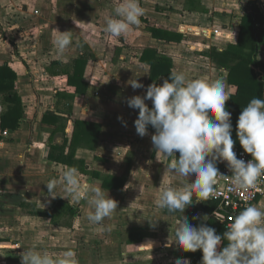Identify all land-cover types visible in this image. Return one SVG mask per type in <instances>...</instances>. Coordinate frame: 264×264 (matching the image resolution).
Returning a JSON list of instances; mask_svg holds the SVG:
<instances>
[{"label": "crops", "instance_id": "obj_1", "mask_svg": "<svg viewBox=\"0 0 264 264\" xmlns=\"http://www.w3.org/2000/svg\"><path fill=\"white\" fill-rule=\"evenodd\" d=\"M118 2L0 0V66L7 64L15 72V88L23 104L17 129L0 126V264H21L23 247L33 245L54 255L71 249L78 264H174L178 258H188L193 264L172 242L179 218L187 217L196 227L207 225L209 218L216 219L217 207L210 209L214 201L210 199L194 200L181 214L155 206L165 185L182 186L180 178L167 169L175 157L164 156L154 148L151 135L155 129L151 126L144 137L136 133L138 109L130 108L127 100L146 94L149 66L139 59L145 48H156L170 56L172 71L209 81L223 78L226 90L233 92L228 71L217 67L204 52L211 48L220 51L236 43L245 8L258 19L257 59L264 65V0H140L145 15L141 24L127 34L130 46L119 38L109 63L112 72L104 69L100 74L93 67L106 64H102L89 40L101 41V22ZM87 19L95 22L89 25ZM147 27L166 32L171 39L154 38ZM58 30L72 33L73 43L63 56L58 55L55 46ZM80 39L96 56L86 64L83 79L88 87L83 94L75 92L66 75L48 70L53 62L64 65L76 57ZM127 49L137 51L128 60L122 54ZM135 79L145 87L134 90L129 82ZM146 103L152 106L150 100ZM2 111L0 102V114ZM77 120L99 125L92 142H72ZM30 145H34L31 152L27 151ZM51 145L63 148L66 158L73 152L69 157L72 165L51 160ZM20 154L24 155V164H19ZM175 156L178 159L179 153ZM68 167L78 170L81 183L100 186L118 202L111 218L91 225L86 220L91 209L85 201L74 204L62 198L59 186L57 193L62 197L46 195L45 183L59 181ZM89 172L124 178V184L117 189L103 188L101 178ZM59 200L76 211L71 226L68 219L53 224L48 217L24 213L21 207L26 203L52 210ZM253 205L264 208V190ZM197 212L200 216L193 219ZM109 226L111 231H105Z\"/></svg>", "mask_w": 264, "mask_h": 264}, {"label": "clouds", "instance_id": "obj_2", "mask_svg": "<svg viewBox=\"0 0 264 264\" xmlns=\"http://www.w3.org/2000/svg\"><path fill=\"white\" fill-rule=\"evenodd\" d=\"M144 15L140 0H119L112 13L105 17L103 31L111 37L122 38L133 26L141 24ZM58 33L55 46L58 55L63 56L73 43L72 33L59 30ZM129 83L134 90L145 87L137 79ZM230 97L223 78L211 81L189 78L184 71L174 70L162 84L153 82L148 85L145 95L128 98V106L139 110L134 121L136 133L144 137L151 126L155 129L151 135L154 148L164 156L175 157L167 169L180 178L182 186L165 185L155 200L157 208L181 214L194 200L215 199L216 186L227 177L219 172L217 162H227L232 172L228 191L246 200L251 199L253 190L264 178V99L252 98L238 117L239 143L252 157L245 162L237 158L233 150L231 113L226 109ZM147 100L152 102V107L148 106ZM118 119L126 126L122 117ZM32 147L34 145H30L27 151L31 152ZM176 152L179 153L178 159ZM18 159L19 164H24L23 154ZM192 178L193 182L189 183ZM45 184L48 197L60 196L57 193L59 186L64 193L60 197L71 199L74 204L85 201L91 209L86 216L91 225L102 224L118 209V202L100 186L81 183L74 167L64 169L59 181L52 179ZM104 230L110 232L111 227ZM174 236L172 242L183 251L202 250L201 264H264V208L252 204L235 214L223 236L206 224L193 226L187 217L179 218ZM222 240H226L227 245L218 250ZM23 249L21 264H78L71 249L60 255L35 245ZM174 264H190V260L178 258Z\"/></svg>", "mask_w": 264, "mask_h": 264}, {"label": "trees", "instance_id": "obj_3", "mask_svg": "<svg viewBox=\"0 0 264 264\" xmlns=\"http://www.w3.org/2000/svg\"><path fill=\"white\" fill-rule=\"evenodd\" d=\"M243 10L244 15L240 22L236 43L228 44L225 49L220 51L211 48V50L204 52V55L210 58L217 67L228 71V83L234 88L233 92H230L231 97L226 101V109L231 113L232 139L236 148L241 147L237 137V121L240 113L252 98L264 99V65L257 59L259 39L256 35L255 23L258 19L249 10L245 8ZM147 29L154 38L167 41L171 39V36L168 33L166 34V32L153 27H147ZM78 51V55L68 63L63 65L59 64V62H53L48 70L51 73L58 72L66 75L68 84L75 88V92L83 94L88 87V84L83 79L86 64L89 60H96V56L82 39L78 42ZM139 59L149 66L147 86L153 82L160 85V77L163 78V81L169 78V73L172 71V59L170 56L156 48H145ZM15 79V72L7 64L0 66V102L3 105V111L0 114V126L10 130L18 128L19 120L23 116V104L15 88ZM98 127L99 125L95 122L77 120L72 142H92L94 139L93 135L97 133ZM62 151L63 148L51 145L49 158L53 161L72 165L69 157L73 156V152L66 158L62 155ZM249 155L251 156V154ZM89 174L101 178L102 186L106 189H117L124 184V178H105L94 172H89ZM217 205L218 201L216 200L210 202V209L213 210ZM21 207L24 213L48 217L53 224H59L62 220L68 219L69 226H71V221L76 215L74 207L63 200H59L52 210L38 209L35 205L26 203L21 204ZM192 225L195 226L194 224ZM207 226L216 229V234L221 236L229 227L227 222H220L214 218H209ZM226 245L227 241L222 240L218 250H221ZM180 255L182 257H190L193 264H201L203 253L202 250H197L196 252H185L182 250Z\"/></svg>", "mask_w": 264, "mask_h": 264}, {"label": "built area", "instance_id": "obj_4", "mask_svg": "<svg viewBox=\"0 0 264 264\" xmlns=\"http://www.w3.org/2000/svg\"><path fill=\"white\" fill-rule=\"evenodd\" d=\"M216 33L217 30L215 29ZM234 152L237 154V158L245 160V162L252 159V157L244 152L243 148H233ZM219 166V172L223 175H227L226 178L221 179L220 183L216 186L217 196L215 199L218 201L217 209L214 212V217L220 222H227L230 226L231 220L234 218L235 214L242 211L246 205L254 203L258 194L264 190V178H262L256 189L253 190L251 199H244L241 195H236L228 191L230 176L232 175L231 170L227 167V162H217ZM200 213L197 212L195 217H199Z\"/></svg>", "mask_w": 264, "mask_h": 264}, {"label": "rangeland", "instance_id": "obj_5", "mask_svg": "<svg viewBox=\"0 0 264 264\" xmlns=\"http://www.w3.org/2000/svg\"><path fill=\"white\" fill-rule=\"evenodd\" d=\"M106 15L108 16V15H110V13H108V14L106 13ZM77 19H79V18H77ZM104 20H105V18H104ZM87 21H88L89 25H93V22H95V21H93V19H87ZM77 22H78V20H77ZM101 24H102L101 26H103V28H104L105 22L102 21ZM134 29H136V28H134ZM102 33H103V35L99 34V38L101 39V41H97V39H95V41L89 40L93 50L99 54L100 61H102V64L103 63L106 64V66H104V67L102 65H99V66L97 65L96 67H93V71L97 70V72L100 74L103 73L104 69H107V71L112 72V67H111V64H109V63H110V59L116 53L113 50V46H114V44H117V40H119V38L111 37L106 32H102ZM128 37H130V36L126 35V36L122 37V41H121L122 43L125 42L126 46H127V44H128V46H130L128 43L129 42ZM136 52L137 51H135V50L133 51L131 49H127L122 54L126 57V60H128L131 56L135 55ZM120 64H121L120 66L122 68H124L123 63H120Z\"/></svg>", "mask_w": 264, "mask_h": 264}, {"label": "water", "instance_id": "obj_6", "mask_svg": "<svg viewBox=\"0 0 264 264\" xmlns=\"http://www.w3.org/2000/svg\"><path fill=\"white\" fill-rule=\"evenodd\" d=\"M263 88H264V86H263ZM263 97H264V90H263Z\"/></svg>", "mask_w": 264, "mask_h": 264}]
</instances>
